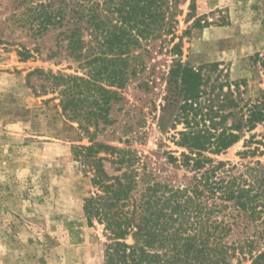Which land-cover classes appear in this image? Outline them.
Returning a JSON list of instances; mask_svg holds the SVG:
<instances>
[{
    "label": "rangeland",
    "instance_id": "obj_1",
    "mask_svg": "<svg viewBox=\"0 0 264 264\" xmlns=\"http://www.w3.org/2000/svg\"><path fill=\"white\" fill-rule=\"evenodd\" d=\"M195 2L192 16H203V26H192L190 0H173L176 38L157 39L137 60L147 66L139 80L152 72L153 83L145 86L132 80L119 89V101L110 107L112 123L100 125L95 140L129 150L138 158L133 167L141 179L148 173L172 186L184 185L192 174L182 165L183 148L175 143L182 125L173 129L172 107L164 106L173 60L203 66L212 84L223 85V92L228 87L239 91L241 104L252 103L264 90V0ZM75 3L0 0V264L104 263L103 225L88 222L84 210L94 188L73 156L74 145L89 143L80 136L77 122L62 113L46 76H84L79 61L66 49L76 22ZM43 16L48 20L43 22ZM80 22L84 25L85 18ZM81 34L87 41L88 32L82 29ZM175 42H180L181 56L172 51ZM89 103L74 102L83 109H89ZM250 135L263 141L264 122L250 132L241 131L240 139L225 151L206 155L214 163L236 166L235 173L243 172L245 165L256 166L257 161L264 166V147ZM100 154L107 156L106 172L119 173L112 157ZM228 212L224 208L216 217ZM263 225L240 220L224 238L228 243L253 238V251L264 250V236L258 238ZM229 264H250V259L246 256L239 263L230 258Z\"/></svg>",
    "mask_w": 264,
    "mask_h": 264
},
{
    "label": "trees",
    "instance_id": "obj_2",
    "mask_svg": "<svg viewBox=\"0 0 264 264\" xmlns=\"http://www.w3.org/2000/svg\"><path fill=\"white\" fill-rule=\"evenodd\" d=\"M88 1L82 5L76 0V22L66 40L84 76H46L62 113L77 122L80 136L89 143L74 145L73 156L94 188L84 210L88 222L96 220L106 233L103 264H229L230 258L241 263L246 256L250 264H264V250L253 251V238L240 243L224 238L240 220L264 224V166L257 161L235 173L236 166L214 163L206 155L225 151L240 139L241 131L250 132L264 122V90L252 103L241 104L239 91L228 87L223 92V85L212 84L203 66L174 59L167 71L164 106L172 107L173 129L182 125L175 143L183 148L182 165L192 174L182 186L158 182L148 173L141 179L133 167L138 158L129 150L95 141L96 133L100 125L112 123L110 107L119 101V89L132 80L145 86L153 83L152 72L139 80L147 66L137 60L157 39L176 38L173 0ZM196 7L190 0L189 16ZM113 14L112 21L108 16ZM192 17V26L201 28L203 16ZM82 29L89 34L87 41L80 36ZM172 51L181 56L180 42ZM79 99L89 101L90 108L77 107L74 102ZM254 141L264 147V140ZM100 153L112 157L119 173L106 172L108 159ZM224 208L229 212L218 219ZM263 236L258 234L259 239Z\"/></svg>",
    "mask_w": 264,
    "mask_h": 264
}]
</instances>
